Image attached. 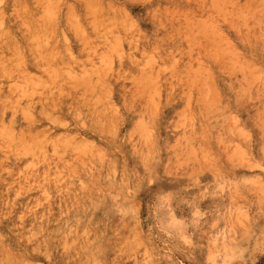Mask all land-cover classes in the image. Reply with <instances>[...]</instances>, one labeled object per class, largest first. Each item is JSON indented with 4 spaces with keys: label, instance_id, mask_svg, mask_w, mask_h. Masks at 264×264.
Returning a JSON list of instances; mask_svg holds the SVG:
<instances>
[{
    "label": "rangeland",
    "instance_id": "rangeland-1",
    "mask_svg": "<svg viewBox=\"0 0 264 264\" xmlns=\"http://www.w3.org/2000/svg\"><path fill=\"white\" fill-rule=\"evenodd\" d=\"M227 1L223 9H214L220 37L221 31L201 29L195 22L206 8L199 0H45V5L39 0H0V28L27 40L29 56L27 65L11 69L0 52V107L6 117L16 102L32 112L28 119L19 118L10 142H0V210L12 209L14 204L13 209L20 212L32 202L26 191L39 171H26L14 177L18 182H7L11 178L3 162L8 156L3 145L15 146L36 132L47 146L54 145L58 136L62 139L57 149L54 146V160L49 161V156L42 177L36 175L40 180L45 177V205L65 215L81 213L77 227L69 233L75 235L81 225L89 224L86 237L68 244L63 243L68 232L46 227L12 246L10 239L18 231L16 218H3L0 212V236L4 237L0 250L5 246L7 253L4 258L0 253V264H264V79L260 78H264L260 43L264 0ZM45 13L48 19L43 21ZM106 25L114 29H105ZM36 29L46 34V45L60 49L57 58L67 60H63L67 67L60 68L61 61L53 59L58 62L57 76L50 74L51 59L33 50L31 36ZM115 34L120 58L104 69L100 63L103 40L107 43ZM151 48L159 51L163 65L155 72L160 80V89L151 88L155 96L150 95L151 86L144 84L142 71L130 65ZM256 65L262 67L261 73ZM37 69L41 77L36 76ZM137 82L146 87L134 93L140 86ZM99 84L111 89L109 97ZM98 88L106 92H100L107 96H100L107 98L105 102L93 98ZM86 97L94 102L84 106ZM143 103L152 106L148 112L153 111V122L150 116L143 118L145 124L151 123L150 128L144 126L147 133H132L135 113L141 105L143 111ZM211 106L209 117L196 115ZM89 107L92 113H87L92 110ZM184 110L195 113L187 124L179 120ZM180 129L196 137L189 143L197 149L194 161L180 162L181 146L174 139L182 133ZM11 183L25 187L22 196L12 194ZM6 186L10 190L5 191ZM8 253L17 258L8 261Z\"/></svg>",
    "mask_w": 264,
    "mask_h": 264
},
{
    "label": "bare ground",
    "instance_id": "bare-ground-1",
    "mask_svg": "<svg viewBox=\"0 0 264 264\" xmlns=\"http://www.w3.org/2000/svg\"><path fill=\"white\" fill-rule=\"evenodd\" d=\"M38 1V0H37ZM39 2L40 3H43L44 5H45V0H39ZM89 2V1H88ZM199 2L200 3H202V4H204L203 6L204 7H206L205 9L203 8V15H202V17H198L199 19H197V20H195V22L197 23L198 22V25H199V27H201V29H207L208 28V30L210 29V27H212V31L214 32V30H215V32H216V30H217V32L219 33L220 31H218V29H220L219 28V23L218 24H216V26H215V11H214V9H215V7H220V8H222L223 9V5H225L226 4V6H227V4H229L228 2L229 1H227V3H225L226 2V0H199ZM231 4V3H230ZM47 5V4H46ZM88 5V4H87ZM50 7H52L51 6V2H50ZM99 7V6H98ZM87 8H88V6H87ZM89 8H91V7H89ZM94 8V7H93ZM53 9V8H52ZM95 9H96V7H95ZM102 9V8H101ZM98 10H99V8H98ZM217 11H219V9L217 10ZM201 12V13H202ZM75 15V14H74ZM69 16V15H68ZM72 16V15H71ZM42 19H43V21H45L46 19H44V18H47L48 19V17H47V14L45 13V15H42ZM75 17V16H74ZM77 17V16H76ZM219 17V16H218ZM220 17H222V16H220ZM223 17H224V15H223ZM74 19V18H73ZM222 19V18H221ZM220 19V20H221ZM94 20V19H93ZM218 20V19H217ZM242 20V19H241ZM219 21V20H218ZM90 22H92V21H90ZM25 23L27 24V20H25ZM72 23H74L73 21H72V18H71V24ZM94 23V22H93ZM106 23H108L107 21H106ZM111 23V22H110ZM109 25V24H108ZM108 25H106L105 26V29H112V27H113V29H114V26H108ZM114 25V24H113ZM217 25H218V28H217ZM95 25H93V27H94ZM42 27V26H41ZM74 27V26H73ZM77 27H78V24H77ZM43 28V27H42ZM213 28H214V30H213ZM216 28V29H215ZM26 29V28H25ZM43 29H45V28H43ZM79 30V29H78ZM103 30V29H102ZM208 30H204V31H207L208 32ZM201 31V30H200ZM41 32H43V31H38L37 29H36V32L35 33H33L32 34V36H31V40H32V42H33V50L34 51H36V52H38V53H44V55L46 56V57H48L49 59L48 60H50L51 59V61H52V63H50V64H52L51 66V71H50V74L53 76V75H55V76H57L58 75V70H56V68L57 69H59V67H60V65L63 67V68H65V66H66V62H64L65 60H66V58L64 57V61L62 60H60V59H58L57 58V56H58V54H59V52H60V49H58V48H56V46H54V44H52L53 45V47H51L50 45L48 46V45H46V43H47V41H46V38H45V36H46V34H45V36H44V34H42ZM216 34V35H219L220 34V37H221V33H222V31L219 33V34ZM263 34H264V32H263ZM223 35V34H222ZM259 36V35H258ZM258 36L256 35V37L258 38ZM187 37H189V35L187 36ZM186 37V38H187ZM191 38V37H190ZM189 38V40H192V42L193 41H195L194 40V38L193 39H190ZM196 38V37H195ZM253 38H255V35H254V37ZM257 38H256V40H257ZM112 41L111 43H109V41ZM189 40H188V42H189ZM20 41H22L23 43H21ZM27 41V40H26ZM26 41H25V39H18L17 38V34H15V33H12V32H10V33H8V32H6V31H4V30H2L1 28H0V52L1 53H4L6 56H7V60H6V62L8 63L7 65L11 68V69H13V68H18V67H21V66H24V65H27V60L29 59V56L27 55V46H26ZM120 40H119V35L118 34H115V35H113V36H111L109 39H108V41H107V43H106V41H104L103 40V46H105V47H103L104 48V50H103V52L101 53V55H100V57L102 56V61L100 62L101 63V66L105 69L106 67H105V65H108V64H110V66L112 65V63L113 62H115L116 60H118V58H120V55L118 54V51H119V47H121L120 46V42H119ZM186 42V41H185ZM109 43V44H108ZM260 43L262 44V50L264 51V35L263 36H261L260 37ZM186 45H188L187 43H185ZM48 48H47V47ZM185 46V45H184ZM190 46V45H189ZM191 46H194V44L193 45H191ZM191 48V47H190ZM184 50V49H183ZM66 51V50H65ZM186 51V50H185ZM187 51H189V50H187ZM62 53V52H61ZM93 53V52H92ZM186 53V52H185ZM139 55H141L142 56V58H133V61H132V64H130L133 68H136V69H140L141 71H142V73H141V75H143V77L144 76H146V77H144V79L143 80H145V82L146 83H144L146 86H151L150 88L148 87V90H150V91H152L151 90V88H152V85H154L153 87H155V88H159L160 89V86L158 87V85H159V81L157 82V80H156V78H155V72H160L159 71V69H162V63H161V61H160V58H161V56H160V53H159V51H157V49H155V48H151L149 51H143L142 53H140ZM57 58L58 60H59V63H60V61H61V63L62 62H64L63 64H59V67L57 66V64H58V62L57 63H55L54 62V60H56V59H54V58ZM63 57V56H62ZM98 57H99V54H98ZM54 59V60H53ZM45 60V59H44ZM67 61V60H66ZM111 62V63H110ZM66 63V64H65ZM98 63V62H97ZM100 63L98 64L99 66H100ZM117 63V62H116ZM64 64H65V66H64ZM46 65H48V63L46 64ZM109 66V65H108ZM108 66H107V68L106 69H108ZM257 66H259V65H256L255 66V68L257 67ZM62 67H60V68H62ZM67 67V66H66ZM101 67V68H102ZM261 67V66H260ZM259 67V68H260ZM90 68V67H89ZM97 68H98V66H97ZM100 68V67H99ZM103 68H102V70L100 71V72H102L103 74H105L104 73V70H103ZM258 68V67H257ZM258 68V69H259ZM40 69H42L41 67H40ZM81 69V68H80ZM174 68H170L169 69V71L170 70H172V71H175L176 72V70H173ZM258 69H257V71H258ZM261 69H262V67H261ZM109 70H110V68H109ZM69 71V70H68ZM84 71V70H83ZM139 71V70H138ZM198 71H200V69L198 70ZM263 71V72H262ZM262 71H260V69H259V73H261V74H263L264 73V70L262 69ZM39 71H38V69L36 70V72L35 73H38ZM157 72V73H158ZM171 72V71H170ZM175 72L173 73V72H171V73H173V74H175ZM22 73H25L24 71L22 72ZM97 73V72H96ZM126 75H129V74H127V73H130V72H127V70H126V72H124ZM134 73V72H133ZM132 73V74H133ZM46 74H49V73H46ZM66 74V73H65ZM68 74V73H67ZM84 74V73H83ZM87 74V73H86ZM124 74V75H125ZM138 74H139V72H138ZM261 74H260V76H261ZM32 75V74H31ZM124 75H123V77H124ZM168 75H170V74H168ZM36 76H38V77H41L42 76V72L40 71ZM48 76V75H47ZM131 76V75H130ZM171 76H172V74H171ZM171 76H168V77H171ZM68 77H69V75H68ZM129 77V76H128ZM143 77H140V78H143ZM73 79H74V77H72ZM172 78V77H171ZM262 80L261 81H263V76H261L260 77ZM76 80V79H75ZM142 80V79H141ZM140 80V81H141ZM142 80V81H143ZM24 81V80H23ZM41 81V80H40ZM141 81V82H142ZM156 81V82H155ZM261 81H260V79H259V82L261 83ZM37 82V81H36ZM140 82V83H141ZM156 84H155V83ZM164 82V81H163ZM33 83V82H32ZM38 83V82H37ZM106 83V85L108 86V84H107V82H105ZM104 83V84H105ZM138 83V82H137ZM140 83H138V85L140 84ZM157 83H158V85H157ZM255 83H257V81H255L253 84H255ZM101 84V83H100ZM99 84V87L100 86H102V85H100ZM144 84H140V86H139V89H137V88H134L133 89V91L132 92H134V93H137V91L139 90V92H140V88L142 87V88H145L146 86L144 85ZM32 85H34V84H32ZM46 85V84H45ZM106 85H103L101 88H102V90H104L103 88H105V86ZM168 85V84H167ZM167 85H166V87H167ZM171 85V84H170ZM175 85V84H174ZM191 85V84H190ZM262 86V84H259V87H260V89H261V86ZM96 86H98V84L96 85ZM130 87L132 86V85H129ZM135 87L137 86L136 84L134 85ZM133 86V87H134ZM164 86V85H163ZM173 85H171V87H172ZM42 87H43V85H42ZM108 87H110V86H108ZM108 87H106L105 89H107L108 91V93H107V96H108V94H110L109 93V90H111V89H109ZM171 87L170 86H168V88H169V90L171 89ZM250 87H251V85H250ZM253 87V86H252ZM257 87V86H256ZM255 87V88H256ZM111 88V87H110ZM249 88V87H248ZM255 88L253 89V90H255ZM24 89H25V86H24ZM89 89H90V87H89ZM135 89H136V92H135ZM154 89V88H153ZM163 89V88H162ZM247 90V88L245 87V88H243L242 90ZM252 89V88H251ZM250 88H249V91L251 90ZM259 89V88H258ZM96 90L97 91H99L100 90V88H98V89H95V93H96ZM132 90V89H131ZM142 90V89H141ZM172 90V89H171ZM246 90L245 91H243V93L246 95L247 94V92H246ZM143 91V90H142ZM156 91H158V89L156 90ZM259 91L260 90H258L257 92L259 93ZM20 92V91H19ZM28 92H33L32 90L30 91H28ZM100 92H105V91H99V93L97 92V94H94V91H93V96H96V97H93L91 94H90V96L91 97H93L94 99L96 98V100L97 101H99L100 102V100L102 99V98H100V96H102L101 94H103V95H105L106 94V92H105V94L104 93H101L100 94ZM154 92H155V90H154ZM154 92L152 91V93L150 94V95H153L154 94ZM168 92V91H167ZM166 92V93H167ZM169 92H171V91H169ZM169 92H168V95H169ZM240 93H241V91H239ZM254 92V91H253ZM159 93H160V91H159ZM216 93V92H215ZM235 93V92H234ZM250 93V92H249ZM248 93V94H249ZM22 94V93H21ZM33 94V93H32ZM98 94H100L99 96H98ZM157 94H158V92H157ZM156 94V95H157ZM218 93H216L215 95H217ZM242 94V93H241ZM149 95V94H148ZM168 95H167V97H168ZM240 95V94H239ZM251 95V94H250ZM106 95L104 96V97H107ZM154 96H155V94H154ZM159 96V95H158ZM90 97V98H91ZM98 97V98H97ZM103 97V96H102ZM109 97V96H108ZM166 97V101L168 100V98ZM216 97V96H215ZM217 97H219V96H217ZM216 97V98H217ZM232 97V96H231ZM233 97H234V95H233ZM237 97V95L235 96V98ZM88 99V97H86V99H87V101H83V103H84V106H85V104L86 105H90L89 104V102H94L93 100H91V99ZM149 98H150V96H149ZM148 98V99H149ZM154 98V97H153ZM159 98H160V96H159ZM213 98V97H212ZM237 98H239V96L237 97ZM236 98V99H237ZM85 99V100H86ZM155 99H156V103L158 104V105H160L159 104V99H158V97L156 98L155 97ZM158 99V100H157ZM165 98H163V100H164ZM218 99V98H217ZM219 99H220V97H219ZM219 99H218V101H219ZM232 99V98H231ZM103 100H104V98H103ZM103 100H101L102 102H103ZM105 100H107V98H105ZM105 100H104V102H105ZM140 100V99H139ZM147 99H145L144 101H146ZM151 100V99H150ZM149 100V101H150ZM154 100V99H153ZM152 100V101H153ZM216 100V99H215ZM143 101V102H144ZM147 103H148V100L146 101ZM145 102V103H146ZM171 102V101H170ZM169 102V103H170ZM145 103H143V106H145V108L143 109V111H142V105H141V108H139V111H137L135 114V118H134V125H133V129H132V133H133V131H138V130H142L141 132H143V131H145V133H147V128L146 127H144L145 125H148L149 126V128H150V126H151V123H149V122H147L146 124H145V120L146 119H148V117L150 116L151 117V113L153 112V111H151V113L150 112H148V111H150L149 110V106L150 107H152L153 106V104H152V102H149L148 104H150L151 103V105H149V106H147V104H145ZM154 103V102H153ZM165 103V102H164ZM14 104V103H13ZM92 104V103H91ZM96 104H97V102H96ZM142 104V103H141ZM215 104H217V103H215ZM83 105V104H82ZM82 105H81V108H83L82 107ZM100 104H98V105H96V107L97 106H99ZM165 105V104H164ZM91 106H95V103L93 104V105H91ZM96 107H93V108H96ZM79 108H80V106H79ZM80 108V109H81ZM90 108V107H89ZM108 108H109V106H108ZM154 108V107H153ZM9 109H11L9 112H10V116H8V117H6L5 116V110L3 109V107H0V142L1 143H5V142H10L9 141V139L11 138V135H12V131L14 130V129H16L17 127H18V120H19V118L20 117H23V119L24 118H29L30 117V115H31V111L30 110H28L27 109V106H22L19 102H16L11 108H9ZM87 110H88V108H86ZM90 109H92V108H90ZM89 109V110H90ZM156 109H158L157 107H156ZM188 109V108H187ZM190 109V108H189ZM93 110L94 109H92V110H90V112L88 111H86L87 113H92L93 112ZM151 110H153V109H151ZM192 110V109H191ZM92 111V112H91ZM156 111V110H155ZM85 112V113H86ZM148 112V113H147ZM183 112H185V114L184 115H182V114H180V116H183V117H180L179 116V120L181 121L182 119H183V123H185V124H187L186 122H188V120H189V118L191 117V115H192V117H193V115L195 114H193L192 113V111L189 113L188 112V110H187V112L184 110ZM198 112V111H197ZM182 113V112H181ZM186 113H189V115L188 114H186ZM211 113H212V106L211 107H209L208 109H205L204 111H200V113L198 112V114H196L198 117H202V118H207V117H209L210 115H211ZM146 114H148L147 115V117H146ZM156 114H158V112H156ZM144 115H145V117H144ZM185 115H187L186 117H185ZM143 118H146L145 120H143ZM26 119V120H27ZM151 119V120H150ZM149 119V121H151V122H153V119H152V117ZM192 119V118H191ZM142 120L144 121V122H142ZM30 121H31V119H30ZM177 121H178V118H177ZM190 121V120H189ZM177 123V122H176ZM176 123H174L173 122V124H176ZM182 123V124H183ZM191 123V122H190ZM189 123V124H190ZM178 125H180L181 126V123H178L177 124V126ZM192 125V124H191ZM184 126V125H183ZM187 126V125H186ZM191 127H193V126H191ZM148 128V129H149ZM185 128H187L188 129V127H185ZM144 129H146V130H144ZM196 129V128H195ZM181 131H182V129H180ZM216 130H218V129H215V131ZM176 131V130H175ZM185 131H188V130H186L185 129ZM183 132L182 131V133L181 134H178L177 136H176V138L174 137V139L176 140V142L179 144H177L176 142H175V144H177V146L179 147V146H181V147H183L182 148V150H181V147H177L176 146V148H178L179 149V155H182L181 157H180V162H182V163H188V161L190 162V160H193L194 161V158L196 157V155H197V149L193 146L194 144H191L192 146V148H190V144L189 143H192V141L190 140L192 137H191V133H190V130H189V134H188V132H187V134H186V132ZM192 131V130H191ZM193 131H194V129H193ZM192 131V132H193ZM196 131V130H195ZM219 131V130H218ZM227 132V131H226ZM225 132V133H226ZM136 133H138V132H136ZM140 133V132H139ZM184 133V134H183ZM194 133V132H193ZM215 133H217V131L215 132ZM220 133H222V132H220ZM23 134V133H22ZM195 134V133H194ZM198 134V133H197ZM218 134V133H217ZM217 134H215L216 136H217ZM28 135V134H27ZM137 135V134H136ZM140 135H143V134H140ZM222 135V137L224 136L223 134H221ZM221 135L220 136H218V137H221ZM13 136V135H12ZM40 136V135H39ZM37 134H36V132H34V133H32L31 135H29V136H27L26 138H24L23 139V137H22V139L21 140H19L18 142H16V145L15 146H7V145H3V147L6 149L5 151H6V153H8V156H6L7 158H5V160L3 161L4 162V166H5V168H7V170H8V175H9V177L11 178V181H7V182H12V183H15V182H18V181H15L14 180V177L15 176H17V178L19 177V175L21 176V175H24V173L27 171H33V170H35V169H37V171H39L37 174L40 176V178L42 177V174H43V170L44 169H46V164L48 163V158H49V156H50V158H51V155H55L54 153H53V151L54 152H56L57 150V144L58 143H60L61 141L59 140V136H58V141H60V142H55L56 140H54V142H55V144L54 145H51V146H47L45 143L46 142H44L42 139H41V137H39ZM144 136V135H143ZM18 137V136H17ZM137 137H139L138 135H137ZM141 137V136H140ZM139 137V138H140ZM54 138V137H53ZM144 138V137H143ZM193 138H196L194 135H193ZM192 138V139H193ZM224 138V137H223ZM61 139V138H60ZM127 139H129V138H127ZM138 139V138H137ZM136 139V140H137ZM62 140V139H61ZM131 139H129V141H130ZM140 140L142 141V142H144L143 141V139H141L140 138ZM14 141V140H13ZM132 141V140H131ZM146 141V140H145ZM190 141V142H189ZM198 141V139H195V142H197ZM53 142V143H54ZM139 142V141H138ZM194 142V141H193ZM79 143V142H78ZM135 143H136V141H135ZM139 143H141V142H139ZM197 143H199V141L197 142ZM196 143V144H197ZM48 144V143H47ZM80 144V143H79ZM61 145V144H60ZM132 145V144H131ZM172 145V144H171ZM197 145H200V144H197ZM54 146H56V149H55V147ZM173 146V145H172ZM58 147H59V145H58ZM197 147H199V146H197ZM201 147H202V145H201ZM177 149V150H178ZM236 149V148H235ZM8 150V151H7ZM181 150V151H180ZM134 153H136V152H134ZM140 153L141 154H143V152H142V150L140 151ZM139 154V153H138ZM140 154V155H141ZM7 155V154H6ZM178 155V154H177ZM142 157L144 156V154L143 155H141ZM53 157V156H52ZM140 157V156H139ZM142 157H141V159H140V162H143V160H142ZM145 157V156H144ZM54 158V157H53ZM231 158V157H230ZM52 159V158H51ZM49 159V161H53L54 159ZM73 160H75V159H73ZM49 164V163H48ZM51 165V164H50ZM50 165L47 167V168H49V170H46V171H51L52 169L50 168ZM164 165H165V163H164ZM52 167V166H51ZM44 168V169H43ZM57 168V167H56ZM58 169H59V171L61 170L60 169V167H58ZM62 171V170H61ZM48 172L46 173V174H48ZM52 172H54V171H52ZM63 172V171H62ZM57 173V172H56ZM59 173V172H58ZM57 173V174H58ZM26 174V173H25ZM37 174H35L34 176L36 177V179H35V182H33L32 184H29L28 185V187H27V191H26V193L27 194H29V192H30V194L32 195V196H34V197H31V195L29 194V197H30V199H32L31 201V203H29V202H27V205L25 206V207H23L24 209L22 210V211H20V212H17V211H15L13 208H14V204H13V206H12V204H11V201H10V204H11V208L12 209H9V210H4V211H1L0 210V212L2 213V217L4 218H13L14 220H15V218H16V222L15 223H17V225H16V227H18V231L14 234V236H12V239H10V244L12 245V246H15V244H17L19 241H22V240H25V241H27V239L29 240V239H31V236H33V235H37L38 233H42V232H44L45 231V229H46V227H48L49 229H50V231H59V232H61V231H65V233H67L68 232V235L63 239V243H66V244H68L71 240H74V239H77V238H82V237H86L87 236V234H89V233H87L86 232V230H85V227H89V224H83V225H81L80 227V230H79V232L78 233H76L75 235L74 234H72V233H69V232H72L73 230H75V227H77L76 226V224H77V221H78V219L80 218V212L79 211H74V212H71V213H69V215H65V214H63V213H61V212H59V211H57V212H55V211H53L52 209H49L45 204V200H44V198H45V193H46V191H45V186L43 185V183H44V178L45 177H43L42 178V180H40L39 179V177H37L38 175ZM54 174V173H53ZM37 175V176H36ZM52 174H48V177L49 176H51ZM26 176V175H25ZM54 176V175H53ZM8 177V178H9ZM35 177H33V179L35 178ZM47 176H46V178H48ZM57 177V176H56ZM55 177V178H56ZM61 177V176H60ZM10 178H9V180H10ZM28 178H32V177H29L28 176ZM28 178H26L27 179V181H28ZM49 178H51V177H49ZM59 178V177H58ZM24 180H26L25 179V177L23 178ZM32 179V180H33ZM61 178H59L58 180H60ZM67 179V178H66ZM20 180H21V178H20ZM24 180H22V181H24ZM30 180V179H29ZM56 180H57V178H56ZM55 180V181H56ZM57 180V181H58ZM63 180H65V179H62V181ZM15 181V182H14ZM26 181V182H27ZM34 181V180H33ZM47 181V183L49 182V180H46ZM53 182H54V180H52ZM61 180H60V182H62ZM66 181V180H65ZM64 181V185L66 184V182ZM5 183H6V181H4ZM25 182V181H24ZM23 182V183H24ZM29 182V181H28ZM67 182L69 183V181L67 180ZM12 183L9 185L10 187L11 186H13V193L12 194H15V197H17L20 193H21V191L25 188V187H23L22 186V184H21V186L19 185L20 183H17L16 185H12ZM22 183V182H21ZM55 183V182H54ZM53 183V184H54ZM63 183V182H62ZM1 184V183H0ZM3 184V183H2ZM50 184V183H49ZM51 184H52V182H51ZM58 185H59V182L57 183ZM57 184H55V185H57ZM24 185V184H23ZM27 185V184H26ZM5 186V185H4ZM9 186H6V187H4L5 188V191H8V190H10V187ZM49 186V185H48ZM47 185H46V187H48ZM53 186V185H52ZM60 186V185H59ZM54 188L56 187V186H53ZM62 187H60V189H61ZM59 189V188H58ZM59 189V190H60ZM62 189H64V188H62ZM58 190V191H59ZM1 191V190H0ZM29 191V192H28ZM63 191V190H62ZM61 192V191H60ZM9 194V193H8ZM16 194H17V196H16ZM26 194V195H27ZM47 194V193H46ZM21 196L23 195V194H20ZM25 195V196H26ZM14 196V195H13ZM12 196V197H13ZM14 197V198H15ZM19 197V196H18ZM46 198H47V196H46ZM115 198V197H114ZM13 198H11V200H12ZM6 200H8V199H6ZM6 200L4 201V202H6ZM2 201V200H1ZM13 201V200H12ZM14 201H15V199H14ZM9 202V201H8ZM115 201H113L112 203H114ZM13 203V202H12ZM3 204V203H2ZM55 204V203H54ZM112 205V204H111ZM1 206V205H0ZM3 206V205H2ZM4 206H6V203L4 204ZM59 206V205H58ZM111 207V209H113V211L116 209V208H114V205H112V206H110ZM9 208V207H8ZM115 212V211H114ZM69 216V217H68ZM3 220V219H2ZM4 221V220H3ZM1 222V221H0ZM4 222H6V221H4ZM15 225V224H14ZM12 227V226H11ZM15 227V226H14ZM12 233V232H11ZM14 233V232H13ZM12 233V234H13ZM61 233H63V232H61ZM4 240V237H2V236H0V241H3ZM44 243V242H43ZM3 244V243H2ZM0 245H1V243H0ZM38 245V244H37ZM40 245V244H39ZM38 245V246H39ZM39 249V248H38ZM43 249V248H42ZM44 250V249H43ZM43 250H42V252H43ZM4 251H5V246H2L1 247V250H0V253L1 254H3V258L4 257H6L7 256V253L5 254L4 253ZM39 251H41L40 249H39ZM44 252H45V250H44ZM12 254V253H11ZM11 254H9L8 253V261H10L11 262V260H13V259H16L15 257H13ZM19 257V256H18ZM22 257H20V259H21ZM210 258V257H209ZM17 260H19V258L17 259ZM25 261V258H22V260L21 261ZM14 261V260H13ZM12 261V262H13ZM9 263V262H8ZM29 263H30V261H29ZM29 263H27V264H29ZM33 264V263H32ZM96 264V263H95Z\"/></svg>",
    "mask_w": 264,
    "mask_h": 264
}]
</instances>
